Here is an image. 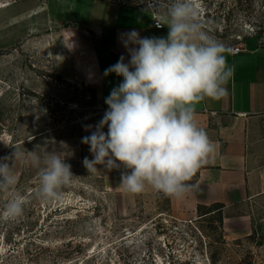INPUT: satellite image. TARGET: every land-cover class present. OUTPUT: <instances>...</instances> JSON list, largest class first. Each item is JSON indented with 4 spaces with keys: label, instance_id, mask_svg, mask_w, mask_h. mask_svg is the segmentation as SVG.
<instances>
[{
    "label": "rangeland",
    "instance_id": "1",
    "mask_svg": "<svg viewBox=\"0 0 264 264\" xmlns=\"http://www.w3.org/2000/svg\"><path fill=\"white\" fill-rule=\"evenodd\" d=\"M168 2L159 0L153 12L163 15ZM196 6L205 30L226 48L264 46V0ZM74 50H83L81 36L59 28L32 30L0 50V158L15 148L42 158L54 151L75 176L63 201L43 203L34 196L38 168L16 163V190L29 202L23 216L8 220L0 193V264H264V199L223 208L222 223L215 213L184 220L171 214L162 193L130 194L120 189V176L85 168L90 146L82 138L102 115L93 88L60 71ZM85 58L76 55L79 65Z\"/></svg>",
    "mask_w": 264,
    "mask_h": 264
},
{
    "label": "clouds",
    "instance_id": "2",
    "mask_svg": "<svg viewBox=\"0 0 264 264\" xmlns=\"http://www.w3.org/2000/svg\"><path fill=\"white\" fill-rule=\"evenodd\" d=\"M159 6V0H151L148 10ZM154 20L157 27H168L167 37L141 38L130 31L123 40L130 62L121 56L104 72L123 81L105 99L108 110L95 131L82 138L94 157H85L83 165L89 172L98 171L97 165L109 171L122 165L130 170L120 179L126 192L141 194L151 186L165 197L183 199L195 187L190 181L217 147L199 127L196 105L225 97L234 68L225 56L230 49L209 35L199 20L196 0H169L166 12ZM17 162L38 168L36 198L43 203L63 201V189L75 177L71 166L54 151L42 158L38 150L15 148L11 156L0 158L5 219L23 216L29 202L16 190Z\"/></svg>",
    "mask_w": 264,
    "mask_h": 264
},
{
    "label": "crops",
    "instance_id": "3",
    "mask_svg": "<svg viewBox=\"0 0 264 264\" xmlns=\"http://www.w3.org/2000/svg\"><path fill=\"white\" fill-rule=\"evenodd\" d=\"M5 1L11 3L0 7V50L12 47L32 30L59 28L81 36L83 50L69 51L70 57L64 59L68 65L60 71L93 88L102 118L108 110L105 99L123 81L115 73L105 76L104 72L121 56L125 63L130 62L123 44L125 34L135 30L141 38H166L169 32L166 25L154 26V12L149 8L114 0H0V4ZM228 49L227 64L234 68L228 94L196 105V121L215 143L216 151L198 170L192 192L183 199L169 198V210L176 218L193 219L199 206L219 203L227 210L264 199V49L246 48L238 53ZM76 55L86 57L85 63L79 65ZM103 131L107 133V126ZM93 158L88 151V159ZM97 167L111 176L130 171L122 165L111 171L103 165ZM119 187L124 190L121 184ZM147 192L157 193L151 186L142 193Z\"/></svg>",
    "mask_w": 264,
    "mask_h": 264
},
{
    "label": "trees",
    "instance_id": "4",
    "mask_svg": "<svg viewBox=\"0 0 264 264\" xmlns=\"http://www.w3.org/2000/svg\"><path fill=\"white\" fill-rule=\"evenodd\" d=\"M248 49L249 48H261V49H264V46H260L258 44H248L247 45ZM196 181H197V174L195 175L193 181L191 182L193 185L196 184ZM166 200L168 202V206H169V198L166 197ZM224 208V205L223 204H213L211 206H199L198 207V215L199 216H203V215H211L213 213L215 214H218L219 216V220L220 222L222 223V209Z\"/></svg>",
    "mask_w": 264,
    "mask_h": 264
},
{
    "label": "built area",
    "instance_id": "5",
    "mask_svg": "<svg viewBox=\"0 0 264 264\" xmlns=\"http://www.w3.org/2000/svg\"><path fill=\"white\" fill-rule=\"evenodd\" d=\"M10 3H11V1H5L4 3L0 4V7L9 5ZM156 16H157V14L154 12V19L156 18ZM154 26H156V21L155 20H154ZM241 51L242 50H240V49H232V52H234V53H238V52H241Z\"/></svg>",
    "mask_w": 264,
    "mask_h": 264
}]
</instances>
